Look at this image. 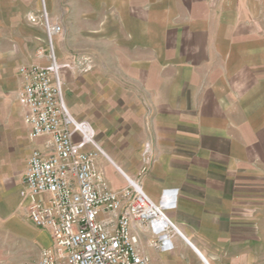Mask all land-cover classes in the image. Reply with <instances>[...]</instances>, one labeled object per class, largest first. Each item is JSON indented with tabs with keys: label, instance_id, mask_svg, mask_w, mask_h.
I'll list each match as a JSON object with an SVG mask.
<instances>
[{
	"label": "crops",
	"instance_id": "crops-1",
	"mask_svg": "<svg viewBox=\"0 0 264 264\" xmlns=\"http://www.w3.org/2000/svg\"><path fill=\"white\" fill-rule=\"evenodd\" d=\"M85 1L92 11L72 20L88 26L72 37L86 41L71 50H85L95 66L63 71L86 80L83 94L75 81L69 111L92 124L102 151L96 162L111 188L137 179L154 202L175 191L165 210L172 249L143 240L150 263L264 264V203L255 201L264 193L256 184L264 161V0ZM24 169L0 188L7 242L0 264L34 261L51 243L19 198ZM31 243L32 259L15 262Z\"/></svg>",
	"mask_w": 264,
	"mask_h": 264
},
{
	"label": "built area",
	"instance_id": "built-area-1",
	"mask_svg": "<svg viewBox=\"0 0 264 264\" xmlns=\"http://www.w3.org/2000/svg\"><path fill=\"white\" fill-rule=\"evenodd\" d=\"M48 30L62 32L59 24H48ZM50 58L17 67V102L26 138L34 144L18 195L28 219L51 237L26 264H151L142 242L172 249L174 226L165 210L174 206L175 191L162 190L154 202L137 179H125L119 189L108 185L96 162L102 151L92 124L75 118L62 96L64 69L85 73L94 68V59L84 52L61 62Z\"/></svg>",
	"mask_w": 264,
	"mask_h": 264
},
{
	"label": "rangeland",
	"instance_id": "rangeland-1",
	"mask_svg": "<svg viewBox=\"0 0 264 264\" xmlns=\"http://www.w3.org/2000/svg\"><path fill=\"white\" fill-rule=\"evenodd\" d=\"M86 2L85 0L82 2L78 0H0V188L6 187L19 176L31 149V142L25 137V126L21 118L22 108L17 102V92L20 88L17 67L24 63L49 61L52 55L58 59L57 54L60 49H68L67 56L75 52L86 53L82 49L71 50L72 43L78 45L86 41L84 34L72 37L73 30H77L79 26L85 29L87 25L84 21L78 24L72 20L76 13L81 12L86 15L92 11V6ZM48 24H59L62 32L50 33ZM39 52H43L42 58H39ZM77 80L81 86L83 85L80 89L81 93H86V80L83 74H63L62 72V96L68 110H71L70 99L76 92L78 85L75 81ZM86 106L85 102L75 103V107L81 110L86 109ZM262 108H256L260 116H262ZM260 130L264 131V128ZM261 153L264 160V149ZM258 169L261 175L256 180L261 182L256 184L264 185V161ZM255 201L264 203V193L256 195ZM173 232L175 233L174 230ZM3 238L0 236V253L7 244ZM36 245L31 243L32 249L27 253L15 252V262L32 259ZM2 259L0 255V260ZM198 261L199 264H204L200 259Z\"/></svg>",
	"mask_w": 264,
	"mask_h": 264
}]
</instances>
